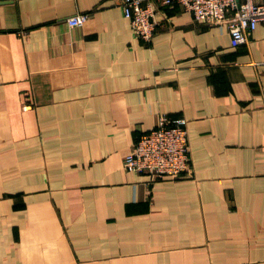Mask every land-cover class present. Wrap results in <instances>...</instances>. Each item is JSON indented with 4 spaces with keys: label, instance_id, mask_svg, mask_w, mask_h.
I'll return each instance as SVG.
<instances>
[{
    "label": "crops",
    "instance_id": "1",
    "mask_svg": "<svg viewBox=\"0 0 264 264\" xmlns=\"http://www.w3.org/2000/svg\"><path fill=\"white\" fill-rule=\"evenodd\" d=\"M158 14L144 41L116 0L0 1V264H264V21ZM162 113L178 178L125 168Z\"/></svg>",
    "mask_w": 264,
    "mask_h": 264
},
{
    "label": "built area",
    "instance_id": "2",
    "mask_svg": "<svg viewBox=\"0 0 264 264\" xmlns=\"http://www.w3.org/2000/svg\"><path fill=\"white\" fill-rule=\"evenodd\" d=\"M6 1V0H0ZM130 19L134 33L151 41L162 22L161 8L177 4L193 15L195 21L226 25L232 44L245 43L258 24L264 21V1L255 0H116ZM88 14L79 13L67 18L70 25H83ZM125 168L137 173L146 172L155 178H178L191 169L188 121L166 113L159 116L157 125L143 133L125 159Z\"/></svg>",
    "mask_w": 264,
    "mask_h": 264
}]
</instances>
